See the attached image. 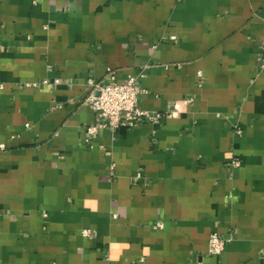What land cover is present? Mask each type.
<instances>
[{
	"label": "crops",
	"instance_id": "0c3cea01",
	"mask_svg": "<svg viewBox=\"0 0 264 264\" xmlns=\"http://www.w3.org/2000/svg\"><path fill=\"white\" fill-rule=\"evenodd\" d=\"M263 49L264 0H0V264H264ZM108 67L178 113L89 148Z\"/></svg>",
	"mask_w": 264,
	"mask_h": 264
},
{
	"label": "built area",
	"instance_id": "2783aa9c",
	"mask_svg": "<svg viewBox=\"0 0 264 264\" xmlns=\"http://www.w3.org/2000/svg\"><path fill=\"white\" fill-rule=\"evenodd\" d=\"M262 66H264V49ZM59 82V79L54 81L56 84ZM50 83L51 81L49 79H43L27 82L26 85L42 87ZM87 84L90 90L85 101L96 110L98 116L102 119L96 124H90L85 127V142L89 148H94V139L98 135L100 128L116 130L121 125L134 126L137 122L157 124L163 119L178 113L175 104H171L165 111L149 110L139 106L138 100L142 94L147 92V89L140 84L138 76L129 75L124 80H119L116 70L112 67L107 68L103 79L97 80L90 77ZM6 148L7 144L0 141V151ZM232 165L234 167L240 166L241 160L234 159ZM115 168L116 164L112 163L111 169L114 171ZM142 177L143 174L138 172L137 178L141 179ZM156 227H163V222H157ZM84 234L89 235L90 230L85 229ZM232 237H224L217 231L212 232L209 238V253L212 255H221L227 243L232 240Z\"/></svg>",
	"mask_w": 264,
	"mask_h": 264
}]
</instances>
